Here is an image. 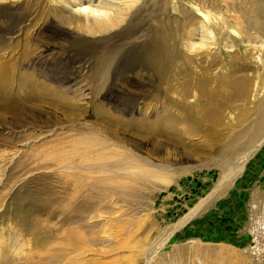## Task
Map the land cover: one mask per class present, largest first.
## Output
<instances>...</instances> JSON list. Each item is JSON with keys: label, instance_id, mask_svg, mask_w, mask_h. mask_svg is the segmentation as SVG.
<instances>
[{"label": "rangeland", "instance_id": "374dc122", "mask_svg": "<svg viewBox=\"0 0 264 264\" xmlns=\"http://www.w3.org/2000/svg\"><path fill=\"white\" fill-rule=\"evenodd\" d=\"M261 218L264 0H0V264H264Z\"/></svg>", "mask_w": 264, "mask_h": 264}, {"label": "built area", "instance_id": "2783aa9c", "mask_svg": "<svg viewBox=\"0 0 264 264\" xmlns=\"http://www.w3.org/2000/svg\"><path fill=\"white\" fill-rule=\"evenodd\" d=\"M250 233L254 242L252 248L256 249L259 242L264 240V219H254L250 227Z\"/></svg>", "mask_w": 264, "mask_h": 264}, {"label": "bare ground", "instance_id": "6f19581e", "mask_svg": "<svg viewBox=\"0 0 264 264\" xmlns=\"http://www.w3.org/2000/svg\"><path fill=\"white\" fill-rule=\"evenodd\" d=\"M80 10L85 11L86 7H82V9L80 8ZM94 11L100 12L101 10L100 9H94Z\"/></svg>", "mask_w": 264, "mask_h": 264}]
</instances>
